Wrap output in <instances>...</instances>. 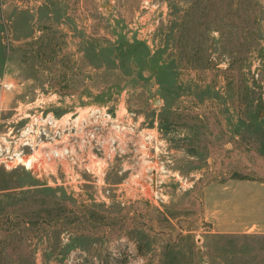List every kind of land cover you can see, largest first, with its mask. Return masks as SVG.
<instances>
[{
    "label": "rangeland",
    "instance_id": "rangeland-1",
    "mask_svg": "<svg viewBox=\"0 0 264 264\" xmlns=\"http://www.w3.org/2000/svg\"><path fill=\"white\" fill-rule=\"evenodd\" d=\"M0 264H264V0H0Z\"/></svg>",
    "mask_w": 264,
    "mask_h": 264
},
{
    "label": "built area",
    "instance_id": "built-area-1",
    "mask_svg": "<svg viewBox=\"0 0 264 264\" xmlns=\"http://www.w3.org/2000/svg\"><path fill=\"white\" fill-rule=\"evenodd\" d=\"M30 166H31V162L29 161V162H27V167H30Z\"/></svg>",
    "mask_w": 264,
    "mask_h": 264
},
{
    "label": "bare ground",
    "instance_id": "bare-ground-1",
    "mask_svg": "<svg viewBox=\"0 0 264 264\" xmlns=\"http://www.w3.org/2000/svg\"><path fill=\"white\" fill-rule=\"evenodd\" d=\"M30 160H28L27 162H29Z\"/></svg>",
    "mask_w": 264,
    "mask_h": 264
}]
</instances>
